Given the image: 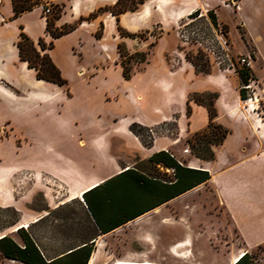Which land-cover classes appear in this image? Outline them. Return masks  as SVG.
Segmentation results:
<instances>
[{"label":"rangeland","instance_id":"rangeland-1","mask_svg":"<svg viewBox=\"0 0 264 264\" xmlns=\"http://www.w3.org/2000/svg\"><path fill=\"white\" fill-rule=\"evenodd\" d=\"M38 1L40 0L29 2ZM238 3V0H226L224 8L231 9L233 12L231 10L220 12V16L229 24L221 17L218 19L214 10L200 9L192 12L187 18L178 20L166 30L160 25H155L151 31L139 35V42L134 40L133 44L127 46L123 44L125 61L129 62L127 65L131 73L143 72L153 67L165 69L168 66L172 69L183 62L189 63L198 78L220 74L226 76L229 84L237 90L235 97L237 96L238 101L247 107H255L264 117V59L246 33L244 25L236 19L234 12L237 11ZM125 4L135 6L132 0H126ZM41 5L40 1L35 6ZM44 7L45 5L42 6V10L38 8L23 16L22 14L14 16V11L11 13L9 8V0H3L0 6V69L8 78V80L4 79L1 84H6L5 86L8 84L16 95L14 97L0 92V236L7 234L22 244V239L15 229L20 224L29 223V226L24 229L29 230L46 255L56 256L79 244L83 236L92 232L80 199L69 200V197L80 187L76 181H71L70 185L68 171L59 168L66 170L75 168L82 176L94 172L99 173L100 169L105 166L95 153L97 152L98 156H104L105 151L97 150L94 145L87 142L89 137L86 125L90 119H96L99 122L101 119L104 120L106 114H113V117H109L108 120L116 123L122 118L119 116L136 114V109L131 110L121 98L112 103L105 102L106 93L112 95V91H118L120 94L124 88L125 90L127 88V85L121 82L117 72H113L110 76L112 85L110 89L100 85L99 81L88 84L81 77L70 75L69 78L66 77L70 99L61 101L56 107L53 106L54 103L46 102L44 113L47 119L44 118L41 109L38 108L43 100L33 97L32 93L36 90H47L50 93L53 91L51 88L46 89L34 85L35 75L31 70H28V73L20 71L15 65L17 58L15 57V60L11 57L14 50L13 39L19 36L21 28L25 33L23 22L33 26L34 34L39 32L40 16H46L43 12ZM211 14L215 16V19ZM53 15L52 6L49 16L53 18ZM56 21L55 25L59 29L66 25L78 24L74 22L57 26ZM188 32L205 34V39L208 38L210 41L223 33L229 43V53L234 61V68L229 66L227 60L219 64L216 57L208 51L207 43L199 46L196 40L186 41L185 37ZM108 37L111 39L110 35ZM38 40L34 42L42 56L49 51L40 50ZM52 40V37L48 41L44 39L47 47ZM247 53L252 54L253 63L249 68L251 71L248 81L249 88L246 90V98H243L240 92L244 84L241 71L246 67L238 62V58ZM4 60L6 62L2 63ZM60 90L65 89L60 88ZM200 94H203L202 99L206 103L212 101L215 103L218 116L216 100L220 95L219 91L214 88L203 92H190L188 101L197 103L194 98ZM214 94H218L215 99ZM28 111H32V114ZM54 112L61 116L72 115L80 129L81 141L79 143L50 144L46 142L44 134L51 131L48 121L58 126L57 122L61 119L54 118L52 116ZM190 112L191 108L188 106L187 113L190 114ZM216 117L214 122L219 124L216 122ZM137 130L138 133L132 132L140 138L145 147L151 146L155 137L163 135L174 137L178 134L175 126L164 124L151 129L137 125ZM104 131H106L105 126L98 127L97 134ZM195 134L183 138L179 143L181 150L186 148L190 150L189 154L181 156L170 149L166 151L173 154L183 166H187L194 159L206 161L194 155L193 149L200 148V140ZM211 134L213 138H217V134L213 135L210 132L206 135ZM102 146L105 147L103 143ZM57 152L73 158V161L53 160L50 155H56ZM109 154L123 168L134 165L151 176H158L165 181L175 180L173 169L161 163L151 162L150 158L142 160V155L128 146L126 139L119 135L114 134L110 137ZM40 215H45V217L35 224L31 223ZM170 218H177V221L168 220ZM152 221L155 224H152ZM142 233L160 235L162 244H166L167 237L171 235L175 236L178 241L185 233L191 237L187 257H177V260H174L164 252L157 251L150 253L148 260L151 262H160L158 260L162 259L164 264H229L235 257L246 252L256 262L262 263L264 260V245L250 251L247 250L234 230L227 211L219 203L214 188L209 184L195 186L191 194L175 204L164 205L159 212L152 214L151 218L126 226L121 232L106 239L107 246L118 253L124 249H137L139 247L136 245V239ZM0 264L24 263L0 258Z\"/></svg>","mask_w":264,"mask_h":264},{"label":"crops","instance_id":"crops-1","mask_svg":"<svg viewBox=\"0 0 264 264\" xmlns=\"http://www.w3.org/2000/svg\"><path fill=\"white\" fill-rule=\"evenodd\" d=\"M117 1L42 0L41 6H35L32 10L22 13L23 16L38 8L42 10V6L46 4H60L63 5L64 11L56 21L57 26L79 22L73 31L56 38L54 47L49 51L62 77L67 80L66 85L59 86L56 83L36 78L34 69L29 68L27 62L22 61L19 57L16 46L19 36L13 39L14 50L11 56L17 58V63L14 64L20 71L28 73V70H31L35 75L34 85L46 89L51 88L53 91L50 93L47 90H36L32 93L33 97L43 100L38 108L41 109L45 119H47L44 113L46 102L54 103L53 106L56 107L61 101L70 99V92L67 88V78L70 75L79 76L88 84L99 81L100 85L110 89L112 86L110 76L113 72H117L121 82L127 85V88L126 90L124 88L120 94L118 91H112V95L106 93L105 102L112 103L121 98L131 110L136 109V114L119 116L122 118L116 123L108 120L109 117H113V114H106L104 120L101 119L99 122L96 119H90L86 125L89 137L87 142L94 145L97 150L105 151L104 156H98L97 152L95 153L105 166L100 169L99 173L94 172L82 176L75 168L72 170L59 168L68 171L70 185L71 181H76L80 187L72 195H79V193L84 195L88 192L89 198L99 212L110 208L109 199L103 201L101 200L103 198L96 199V196L104 194L102 186L107 181L130 170H135L139 176H142L136 201L130 202L126 199L124 202V207L130 209L131 212L138 213L137 216L107 233L97 235L94 239L95 248L87 264H164L162 259L158 260L160 262L148 260L150 253L157 251L164 252L174 260H177V257L188 256L191 237L186 233L179 241L175 236L167 237L166 244H162L160 235L142 233L136 239V245L139 248L124 249L121 253L107 246L106 239L110 236L121 232L130 224L151 218V215L159 212L164 205L175 204L194 190L192 188L178 196L163 200L166 189H170L174 180L165 181L158 176H151L134 165L121 167L118 161L109 154L110 137L115 134L125 138L128 146L142 155V160H147L154 154L161 151L166 152L169 149L184 156L179 143L183 138L205 129L210 121L207 108L195 102H189L188 95L190 92H203L214 88L220 93L216 100L218 108L216 122L228 128L229 133L221 144L213 145L212 149L215 153L213 160L194 159L185 167L209 172L210 178L199 186L209 184L214 188L219 203L227 211L234 230L248 251L264 245V117L255 107H247L238 101L237 96L235 97L237 90L222 74L198 78L190 64L183 62L180 66L172 69L168 66L165 69L148 68L143 72L134 73L130 79H126L120 64L118 50L120 43L127 46L133 44L134 40L139 42V35L151 31L155 25H160L166 30L176 24L178 20L187 18L192 12L200 9L214 10L220 19L221 11L231 10L224 8L226 0H145L136 10L121 13L118 19L110 11L97 12L99 9L113 6ZM238 2L237 11L234 12L237 16L235 18L244 25L246 33L264 59V0H238ZM9 8L12 13L11 0H9ZM96 12L94 17L88 19L91 14ZM23 23L25 33L33 41H37L39 38H44L46 41L51 39L46 31V16H40V30L37 34H34L33 26L26 22ZM119 27L134 34L135 37H122ZM98 32H101L99 37L97 36ZM5 62L6 60L2 63ZM4 79L8 80L0 69V92H3L1 88H6L14 95L15 93L8 84L7 86L1 84ZM60 88L65 90L61 91ZM26 97L28 98V96ZM188 106L191 108L190 114L187 113ZM28 113L32 114V111H28ZM52 116L61 119L57 122L58 126L48 121L51 131L44 134L47 143L70 144L81 141L80 129L72 115L61 116L54 112ZM63 122L64 125H62ZM132 124L150 129L161 124L172 125L175 126L178 134L174 137L167 135L155 137L152 145L145 147L140 138L130 130ZM104 126L106 131L97 134L98 127ZM102 143L105 147L102 146ZM50 156L53 160L73 161V158L60 152ZM143 186H152L157 189V193H149ZM78 199L82 202L86 215L94 221L86 201ZM126 208L125 210L128 211ZM118 212L119 210H113L110 215L106 216L107 223L118 220L122 216ZM44 217L45 215H40L31 223L35 224ZM168 220L176 222L177 218ZM38 246L40 247L39 244ZM40 249L49 259L60 257L71 251L69 248L56 256H48L41 247ZM91 260H93L92 263H90ZM262 263L264 264V260ZM229 264H235L234 259Z\"/></svg>","mask_w":264,"mask_h":264},{"label":"trees","instance_id":"trees-1","mask_svg":"<svg viewBox=\"0 0 264 264\" xmlns=\"http://www.w3.org/2000/svg\"><path fill=\"white\" fill-rule=\"evenodd\" d=\"M29 1L31 0H11L14 16H19L25 11L32 10V8L35 7L36 4L40 3V1L42 2V0L34 3H30ZM125 1L126 0H118L113 6L99 9L97 12L104 10L110 11L118 19V16L121 13L128 10L134 11L145 2V0H132L135 2V6L131 7L127 6L125 4ZM50 5L53 6L54 15L53 18L49 15L46 16V31L49 35H51L53 40L47 47L44 39L40 38L37 42L40 46V50L50 51L54 47V40L56 38L73 31L78 25H66L62 29L56 27L55 20H58L60 18L63 5ZM97 12L91 14L88 19L94 17ZM211 16L213 17V19H215V16L213 14H211ZM119 33L122 37H135L134 34L124 31L121 27H119ZM97 36H101V32H98ZM16 46L18 48L20 59L27 62L29 68L34 69L37 79L53 82L58 84L59 86H64L67 84V80L62 77L59 68L53 62L49 52L41 56L40 51L35 46V42L26 33L23 32L22 28ZM123 48V44L120 43L118 45V50L120 53V64L123 68V76L126 79H130L132 77V73L129 66L127 65L129 62L125 61L126 56ZM241 74L242 82L244 84L240 92L241 96L243 98H246L245 96L247 88H245V85H248L251 71L249 68H244L242 69ZM203 94L197 95V97H195L194 99L198 104L204 105L207 108L210 121L205 130L195 134L198 140H200V148L193 149V152L196 157L206 161H210L215 158V153L212 149V146L221 144L228 135L229 129H226L222 125L216 124L214 122L215 117L217 116L215 103H213V101L211 103H206L202 99ZM217 97L218 94H214V99ZM137 125L138 124H132L130 126V130L134 133H138ZM208 132L213 133V135L217 134V138H213L212 134L210 136L206 135ZM150 161L154 163H161L166 167L174 169L175 180L173 181L170 189H166L167 191L163 200L178 196L194 188L195 186L206 182L210 178V174L208 171L185 167L181 165L174 157H172L170 153L165 151L154 154L150 158ZM140 177L142 178V176H139L135 170H130L107 181L102 186V189H104V194L96 196V199L98 200L99 198H103L101 199L102 201L109 199L110 208L108 210L104 209L103 212L97 211L93 204V201H91V199L89 198V193H84V200L86 201V204L91 211L92 217L94 218L93 221L92 218L87 216L91 224L92 232L89 235L83 236L80 239V243L72 247L70 252L65 253L60 257L49 259L43 254L29 230L24 229V227H20L17 229V232L22 239V244L16 242L9 235L3 236L2 238H0V258L17 260L24 264H87L95 248L94 239L97 235L107 233L110 230L121 226L122 224H124V222H127L128 220H131L132 218H135L137 216L138 213L136 214L133 211L131 212L130 209L124 207V202L126 201V199L130 200V202L133 200L136 201L138 195V186L140 184L139 182L140 180H142L140 179ZM143 187H145L149 193H157V189L152 186ZM125 208L128 211H126ZM113 210H119L118 213H120L122 216L118 218V220H115V222L107 223L108 218H106V216L110 215ZM17 222L18 220L16 221V223ZM235 264L263 263L254 261L249 253L246 252Z\"/></svg>","mask_w":264,"mask_h":264},{"label":"built area","instance_id":"built-area-1","mask_svg":"<svg viewBox=\"0 0 264 264\" xmlns=\"http://www.w3.org/2000/svg\"><path fill=\"white\" fill-rule=\"evenodd\" d=\"M237 1V0H234ZM3 0H0V6L2 5ZM238 7V5H237ZM44 14L47 16L49 14H51L52 12V6L50 4L45 5L44 9ZM192 14V13H191ZM190 14V15H191ZM221 31V30H220ZM222 32V31H221ZM205 34L201 35L199 34H195L194 32L191 33H187V37H185L186 41L188 40H196V42L199 44V46H203V43H207V47H208V51L214 56L216 57V59L218 60V63L221 64L223 62H225L226 60L229 63V66L234 68V61L229 53V43L228 41L224 38L223 33H221V35H217L216 38L212 39L211 41L206 38L205 39ZM238 62H241L243 64L244 67L246 68H251L252 67V63H253V57L251 53H247L241 57L238 58ZM245 88H249V85H245ZM184 154H189L190 150L188 148L183 150ZM170 155L172 157H174L173 154L170 153Z\"/></svg>","mask_w":264,"mask_h":264},{"label":"bare ground","instance_id":"bare-ground-1","mask_svg":"<svg viewBox=\"0 0 264 264\" xmlns=\"http://www.w3.org/2000/svg\"><path fill=\"white\" fill-rule=\"evenodd\" d=\"M1 90L4 92V93H6L7 95H10V96H12V94L6 89V88H1ZM15 95V94H14ZM13 95V96H14ZM15 97V96H14ZM81 198V199H84L83 198V194H81V193H79V195H71L70 197H69V200H71V199H74V198ZM27 227V226H29V223L28 224H20V226H18L16 229H18L19 227ZM15 229V230H16ZM244 255V253H241L239 256H237L235 259H234V263H236L242 256ZM93 262V260H91V262L90 263H92Z\"/></svg>","mask_w":264,"mask_h":264},{"label":"water","instance_id":"water-1","mask_svg":"<svg viewBox=\"0 0 264 264\" xmlns=\"http://www.w3.org/2000/svg\"><path fill=\"white\" fill-rule=\"evenodd\" d=\"M20 228V227H19ZM17 230V229H16ZM5 235H7V234H2L1 236H0V238H2L3 236H5Z\"/></svg>","mask_w":264,"mask_h":264}]
</instances>
